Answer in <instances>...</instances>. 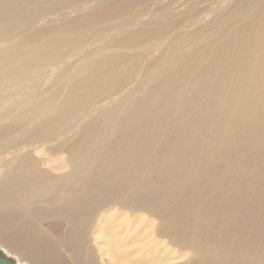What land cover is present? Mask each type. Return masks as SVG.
<instances>
[{
  "label": "bare ground",
  "instance_id": "6f19581e",
  "mask_svg": "<svg viewBox=\"0 0 264 264\" xmlns=\"http://www.w3.org/2000/svg\"><path fill=\"white\" fill-rule=\"evenodd\" d=\"M0 257L264 264V0H0Z\"/></svg>",
  "mask_w": 264,
  "mask_h": 264
},
{
  "label": "water",
  "instance_id": "95a60500",
  "mask_svg": "<svg viewBox=\"0 0 264 264\" xmlns=\"http://www.w3.org/2000/svg\"><path fill=\"white\" fill-rule=\"evenodd\" d=\"M0 264H13V263L10 262V261L7 260V259H4V258H1V257H0Z\"/></svg>",
  "mask_w": 264,
  "mask_h": 264
},
{
  "label": "rangeland",
  "instance_id": "374dc122",
  "mask_svg": "<svg viewBox=\"0 0 264 264\" xmlns=\"http://www.w3.org/2000/svg\"><path fill=\"white\" fill-rule=\"evenodd\" d=\"M201 1V0H200ZM204 1V0H203ZM208 4L210 5L211 3L205 2V6H208Z\"/></svg>",
  "mask_w": 264,
  "mask_h": 264
}]
</instances>
